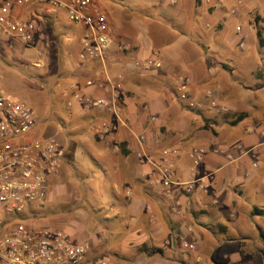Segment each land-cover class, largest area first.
<instances>
[{
	"label": "crops",
	"instance_id": "obj_1",
	"mask_svg": "<svg viewBox=\"0 0 264 264\" xmlns=\"http://www.w3.org/2000/svg\"><path fill=\"white\" fill-rule=\"evenodd\" d=\"M232 1L237 2L226 0L227 3ZM261 1L264 0H248L243 3V10L247 11L246 6L252 8ZM97 2L102 7L101 2ZM170 4L178 17L187 16L195 22L207 14L214 16L216 27L234 22L242 14V9L238 8L235 17L226 15L216 0H175ZM103 10L108 16L110 33L117 45L114 43L109 46L106 60L90 63L85 68L78 63L83 34L81 27L72 24V30L51 29L62 17L65 18L63 12L48 15L42 9L32 7H23L18 12L20 16L32 19L39 25V35L33 42L43 47L46 53L48 50L52 51L47 56L56 69L55 85L59 88L60 101L62 91L66 89L70 92L76 90L88 95L108 97L100 88L86 86L85 80L97 75L99 76L96 78L108 77L113 80L117 74L123 75L119 100L121 117L100 110L84 111L75 103L71 108L77 110V115L72 117L77 118V122L83 121L90 133L81 135L82 138L77 142L71 139L65 144L61 141L65 144L64 152L69 149L67 153L70 157L79 160L74 153L76 146L80 144L82 154H88L91 162L101 168L105 177L103 181L107 190V202L120 210V214L116 215L127 217L130 239L139 241L140 246L149 245L161 249V255H172L173 245H177V249H186L184 242L193 240L196 245L194 249L208 247V250H212L213 244L209 237H220L222 234L224 238L218 241L215 245L218 249L214 251H226L227 254L238 251L240 248H233L239 247L240 241L236 236H229L230 226L236 224L243 215L246 218L260 216L259 221L264 220L263 208L247 209L243 201L244 195L249 194L250 182L259 174L256 168H252L251 161L257 162V158L264 155V127L249 126L250 116L232 126L224 124L218 134L201 133L198 129L188 127V121L191 120L189 118H195L209 104V98L201 94L208 84L215 85L222 92L221 96L226 95L223 99V104L229 109L224 113L226 119H230L228 112L236 111L237 105L243 104V101H236L231 95L235 90L234 83L229 81L226 72L233 76V67L225 62H221L224 63L222 69L214 67L213 59L218 60L204 45L201 47L206 56L201 64L207 68L197 65L198 62L189 51L178 54L168 46L157 45L151 34L144 38L138 33L113 32L110 13L104 8ZM139 22V18L128 17L124 20V28L135 27ZM204 25L207 28L209 23L206 21ZM62 32L71 33L68 44L62 42ZM192 38L195 39V36ZM173 39L177 41L181 38L172 35L171 40ZM119 43L126 45L128 50H120ZM154 57L161 59V68L158 70L142 72L130 65L135 59L147 60ZM38 60L44 64V60ZM196 84L201 87H196ZM180 85H183L193 102L203 105L202 108L193 109L183 102L175 101L177 98L174 90ZM171 94L175 100L170 97ZM212 94L215 96L213 92ZM152 115L156 116L154 122L150 120ZM103 125L106 127L103 128ZM78 129L81 132L86 130L84 127L76 130ZM142 135L144 140L140 142L138 137ZM172 145L182 151L181 155L172 159L175 180L183 182L197 179L203 188L197 186L186 192L177 186L163 187L156 184L154 181L158 172L151 164L136 156L139 151H143L155 154L157 158L163 148ZM198 148L204 150V156L202 162L193 168L188 155L191 149ZM246 148L253 149L255 154H241L240 151ZM230 155L235 156L233 160H229ZM63 171L61 161L59 170L51 179L49 198L52 192L59 190V179ZM58 175L59 178H56ZM176 208L182 210L181 215L174 212ZM260 235H263V231L259 232ZM254 240L257 241L256 238ZM258 243L259 240L255 244Z\"/></svg>",
	"mask_w": 264,
	"mask_h": 264
},
{
	"label": "rangeland",
	"instance_id": "obj_2",
	"mask_svg": "<svg viewBox=\"0 0 264 264\" xmlns=\"http://www.w3.org/2000/svg\"><path fill=\"white\" fill-rule=\"evenodd\" d=\"M99 1L110 13L113 32L138 33L144 38L147 34H151L155 37L157 45L168 46L178 54L189 51L198 62L197 65L204 68L207 67L201 63L204 62L206 53L201 45L208 47V51L218 60L213 59L214 67L222 69L224 63L221 62L233 67V76L226 72L229 81L234 83L235 90L231 95L236 101H243L242 105L235 106L236 111L245 113L246 117L250 116L249 126L264 127V85H262L264 84V45L257 35L259 32L264 39V15L262 14L264 1L252 8L246 6L247 11L243 10L245 6L242 5L239 8L242 9V14L237 20L225 23L222 27L221 25L216 27L214 16L209 14L196 22L187 16L178 17L168 0ZM220 2L222 4L220 9L224 10L226 15L230 14V6L237 4L233 1L227 3L226 0H220ZM251 10L254 12L252 13ZM128 17L139 18L140 22L135 24V27L129 26L131 28L125 29L124 20ZM206 21L209 23L207 28L203 26ZM237 25L242 28L240 32L235 31ZM53 28L73 29L72 24L63 17L59 23L51 27ZM252 29L253 33L250 32ZM60 35L62 42L68 44L71 33L62 32ZM172 35L181 39L171 40ZM192 36H195V39ZM240 42L245 45L240 47ZM114 43L116 41L110 46ZM47 53L51 54L52 51L48 50ZM47 53L36 42L27 44L21 40L0 35V90L8 98L26 102L35 110L38 124L31 139L38 140L42 136L54 137L60 142V160L64 167L62 177L59 179V190L52 192L50 198L48 197L43 204L25 215L24 223L31 227L60 229L71 235L74 242H88L92 245L97 257L106 258L111 264H264V220L259 221L260 216L246 218L242 214L243 217L241 216L236 224L230 226L229 236H236L240 241L239 247H234L233 250L240 249L236 252L230 251L235 253L234 255L227 254L226 251H214L218 249L215 247L218 241L224 238L222 234L220 237L213 235L209 237L210 243L213 244L212 250H208V247L200 250L177 249V245H173L172 255L152 254L153 247L140 246L139 241L130 239L131 231H129L127 217L122 214L116 215L120 210L107 202V190L103 181L105 177L101 173V168L91 162L88 154H82L83 149L80 144L76 146L74 153L79 160L70 157L67 153L69 149L64 152V145L69 143V140L77 142L79 138H82L81 135L90 131L83 121L77 122V118L72 117L74 114L77 115L75 113L77 110L66 108L62 100L60 101L59 88L55 85L56 69H54L53 61L49 62ZM71 53L73 55V52ZM38 59L44 60V64L37 62ZM200 85L196 84V87ZM214 86L212 84L204 86V91L209 90L215 94L214 106L209 103L200 110L202 112L195 114V118H189L191 119L188 121L190 129H198L201 133L218 134L220 127L224 124L232 126L229 119L224 116V113L229 111L226 104H223L226 95L221 96L222 92ZM204 91H201V94L206 97ZM170 97L175 100L172 94ZM79 127H84L86 130L84 129L83 132L76 130ZM243 150L250 155L255 154L253 149ZM262 157L257 158V162L256 160L253 162L257 165L252 168H256L259 174L250 182L249 194L243 197L244 207L247 209L263 208L264 210V160ZM56 178H59V175ZM51 183L49 192L52 189ZM262 215L264 218V213ZM260 231H263V235L259 236ZM255 238L257 241L254 240ZM258 240L257 245L255 243Z\"/></svg>",
	"mask_w": 264,
	"mask_h": 264
},
{
	"label": "built area",
	"instance_id": "obj_3",
	"mask_svg": "<svg viewBox=\"0 0 264 264\" xmlns=\"http://www.w3.org/2000/svg\"><path fill=\"white\" fill-rule=\"evenodd\" d=\"M216 1L221 7L220 0ZM246 1L237 0V4L229 8L230 15L235 17L238 8ZM23 7L39 8L48 15L63 12L69 23L81 27L83 34L78 54L79 65L85 68L90 63L106 60L109 46L115 39L110 33L108 16L97 0H0V35L29 44L39 35L40 27L34 20L20 16L18 12ZM241 30V26H235L236 32ZM250 32L253 33V29ZM242 45L245 43L240 42L239 46ZM118 47L120 50L128 48L120 43ZM37 62L41 64V61ZM130 65L148 72L160 69L161 59H135ZM96 77L86 79L85 85L100 88L108 97L66 89L62 91L61 97L64 106L71 108L77 103L84 111L100 110L121 117L119 100L123 75L119 73L113 80ZM174 93L176 100L190 108L200 109L203 106L188 97L183 85L176 87ZM206 95L214 106L212 91L208 90ZM36 115L26 102L14 101L0 90V264H111L106 258L97 257L88 242H74L71 235L60 229L31 227L24 223V216L47 200L51 179L59 170L61 162V144L54 137L31 139L38 124ZM155 117L152 115L150 120L154 121ZM138 140L142 142L144 136H139ZM240 152L245 153L243 149ZM181 153L179 147L172 145L163 148L157 158L155 154L143 151H139L136 156L151 164L158 172L154 181L156 184L163 187L177 186L186 192L197 186L203 188L197 179L183 182L175 180L172 159ZM203 156L202 148L189 151L188 157L193 168L202 162ZM228 157L229 160L234 159L232 155ZM256 165L252 163L253 167ZM181 211L176 208L174 212L181 215ZM184 246L192 250L195 243L193 240L185 241Z\"/></svg>",
	"mask_w": 264,
	"mask_h": 264
},
{
	"label": "trees",
	"instance_id": "obj_4",
	"mask_svg": "<svg viewBox=\"0 0 264 264\" xmlns=\"http://www.w3.org/2000/svg\"><path fill=\"white\" fill-rule=\"evenodd\" d=\"M257 35L260 37V41L263 43V45H264V39L263 38H261V36H260V33L259 32H257ZM262 85H264V84H262ZM227 116L228 117H230V119H229V123L231 124V125H235V124H237L240 120H243L245 117H246V114L245 113H243V112H237V111H235V112H228L227 113ZM161 252V249H155V248H152V254H155V253H160Z\"/></svg>",
	"mask_w": 264,
	"mask_h": 264
}]
</instances>
